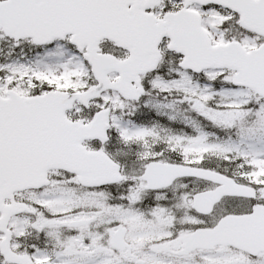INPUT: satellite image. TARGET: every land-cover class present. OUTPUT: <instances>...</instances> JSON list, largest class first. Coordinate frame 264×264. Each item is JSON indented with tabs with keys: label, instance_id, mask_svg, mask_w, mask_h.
<instances>
[{
	"label": "snow or ice",
	"instance_id": "snow-or-ice-1",
	"mask_svg": "<svg viewBox=\"0 0 264 264\" xmlns=\"http://www.w3.org/2000/svg\"><path fill=\"white\" fill-rule=\"evenodd\" d=\"M0 264H264V0H0Z\"/></svg>",
	"mask_w": 264,
	"mask_h": 264
}]
</instances>
